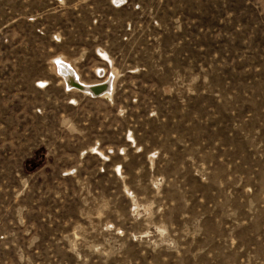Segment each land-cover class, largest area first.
I'll return each instance as SVG.
<instances>
[{"label":"rangeland","instance_id":"rangeland-1","mask_svg":"<svg viewBox=\"0 0 264 264\" xmlns=\"http://www.w3.org/2000/svg\"><path fill=\"white\" fill-rule=\"evenodd\" d=\"M0 264H264V0H0Z\"/></svg>","mask_w":264,"mask_h":264},{"label":"bare ground","instance_id":"bare-ground-1","mask_svg":"<svg viewBox=\"0 0 264 264\" xmlns=\"http://www.w3.org/2000/svg\"><path fill=\"white\" fill-rule=\"evenodd\" d=\"M63 65V64H61ZM65 65V64H64ZM59 66V64H58ZM68 66V65H66ZM66 66H59V69L61 71V74L65 80L66 86L72 87V88H76L78 90H83V91H89L93 96H95L92 92V88H96V87H100L102 86V89L105 90L106 86L103 85V83H99V84H94L92 86H88L82 82H80V80H78L75 77V74H73V72L70 70V68L66 67ZM101 89V90H102ZM100 90L99 94L102 93V91ZM106 93V92H105Z\"/></svg>","mask_w":264,"mask_h":264},{"label":"water","instance_id":"water-1","mask_svg":"<svg viewBox=\"0 0 264 264\" xmlns=\"http://www.w3.org/2000/svg\"><path fill=\"white\" fill-rule=\"evenodd\" d=\"M101 89H102V86L96 87V88H92V92H93L94 95H98Z\"/></svg>","mask_w":264,"mask_h":264}]
</instances>
